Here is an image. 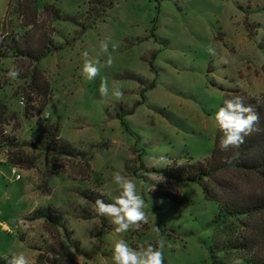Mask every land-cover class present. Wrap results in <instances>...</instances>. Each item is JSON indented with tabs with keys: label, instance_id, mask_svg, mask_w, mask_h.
<instances>
[{
	"label": "rangeland",
	"instance_id": "rangeland-1",
	"mask_svg": "<svg viewBox=\"0 0 264 264\" xmlns=\"http://www.w3.org/2000/svg\"><path fill=\"white\" fill-rule=\"evenodd\" d=\"M8 1L0 0V256L113 264L117 240L136 248L163 236L164 264H209L216 203L196 182L152 169L211 153L223 96L254 98L264 115V0H116L103 9L89 0H37L32 28ZM47 34L50 51L36 64L10 49L12 39L21 51L38 47ZM108 38L111 67L85 79L84 52L102 65L100 42ZM13 66L21 70L16 80L6 75ZM105 76L122 87V100L100 96ZM38 125L56 151L30 144ZM116 173L145 199L148 223L140 231L118 234L95 211L96 199L111 203L119 194ZM221 181L264 188L254 174L225 171L209 182L220 188ZM44 209L60 220L37 216Z\"/></svg>",
	"mask_w": 264,
	"mask_h": 264
},
{
	"label": "trees",
	"instance_id": "trees-1",
	"mask_svg": "<svg viewBox=\"0 0 264 264\" xmlns=\"http://www.w3.org/2000/svg\"><path fill=\"white\" fill-rule=\"evenodd\" d=\"M115 1L89 0V3L90 6L97 5L103 9ZM8 8L17 15L24 26L32 28L39 21L41 11L37 0H9ZM43 10L51 11L52 16L55 14L59 16L58 10L52 5H46ZM27 32L24 37H26ZM40 42L38 43L41 44L39 45L42 46L41 48L39 46L33 49L29 47L21 51L17 41L12 39L10 49L26 55L36 64L49 53L51 38L47 34ZM37 72L38 69L34 68L32 71L33 78ZM241 96L245 99L246 104L253 105L259 113L260 123L257 127L260 131L248 136L239 149H231L228 152L221 151L219 149V137L222 133L217 128L214 147L206 158L188 162L181 166L173 167L171 164L160 170L152 169L176 182H196L201 186L204 197L216 203V212L211 220L213 234L208 246L209 264H264V188L255 191L244 189L236 184L232 185V183L231 185L226 184L222 181L218 185L220 188H218L209 182L218 174L230 171L243 175L254 174L260 177L261 182L264 183V115L254 98L244 94ZM225 99L227 98L223 96L220 107L223 106ZM37 127V142L31 140L30 144L33 146L40 144L43 148H51L56 151V147L48 138L47 133L43 131L40 125ZM3 137L0 129V138ZM65 152H68L66 148ZM227 158H231V160L226 162ZM46 210L44 209L43 213L37 216L52 222L60 220V216L54 217L50 211ZM76 250L79 251L78 247ZM9 258L10 256H0V264H7ZM57 264L61 263L58 262Z\"/></svg>",
	"mask_w": 264,
	"mask_h": 264
},
{
	"label": "clouds",
	"instance_id": "clouds-1",
	"mask_svg": "<svg viewBox=\"0 0 264 264\" xmlns=\"http://www.w3.org/2000/svg\"><path fill=\"white\" fill-rule=\"evenodd\" d=\"M109 44L110 38L100 42V50L107 56L102 65L98 60L93 62L87 59L88 53L84 52L85 59L82 74L85 79L94 80L100 75L102 67H111L113 57L109 52ZM117 47V44H111L113 51ZM206 50L209 55H216V50L211 45ZM6 75L10 80H16L20 77L21 70L13 66L9 68ZM98 91L101 97L116 101L122 100L124 96L122 87L115 82L110 85L106 76L101 78ZM215 122L222 133L219 137V149L223 152L239 149L248 136L260 131L257 127L260 123L259 113L253 105L246 104L245 99L240 95H234L223 101V106L215 114ZM161 159L164 158L161 157ZM230 160L231 158H227L226 162ZM147 175L157 182L164 180L162 176L156 180L155 173L149 172ZM113 183L118 186L119 190L114 202L106 203L103 199L98 198L95 201V211L98 215L108 218L111 224L115 226V232L118 234L123 235L130 231H140L143 225L148 223L145 199L138 193L136 183L133 180L116 173L113 176ZM152 188H154V185ZM164 247L165 239L163 236L159 238L156 245H140L136 248L130 246L125 239L121 238L113 244V264H164ZM7 264H29V261L22 252H14L7 260Z\"/></svg>",
	"mask_w": 264,
	"mask_h": 264
},
{
	"label": "built area",
	"instance_id": "built-area-1",
	"mask_svg": "<svg viewBox=\"0 0 264 264\" xmlns=\"http://www.w3.org/2000/svg\"><path fill=\"white\" fill-rule=\"evenodd\" d=\"M15 171H16V168H13V169H12V173L15 174V177H16V178H20V175H19L18 173H16Z\"/></svg>",
	"mask_w": 264,
	"mask_h": 264
}]
</instances>
